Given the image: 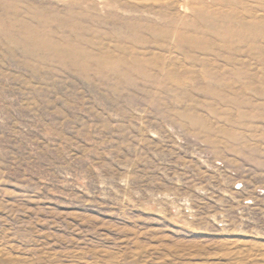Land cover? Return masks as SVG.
Segmentation results:
<instances>
[{
  "label": "rangeland",
  "instance_id": "1",
  "mask_svg": "<svg viewBox=\"0 0 264 264\" xmlns=\"http://www.w3.org/2000/svg\"><path fill=\"white\" fill-rule=\"evenodd\" d=\"M0 264H264V0H0Z\"/></svg>",
  "mask_w": 264,
  "mask_h": 264
},
{
  "label": "bare ground",
  "instance_id": "2",
  "mask_svg": "<svg viewBox=\"0 0 264 264\" xmlns=\"http://www.w3.org/2000/svg\"><path fill=\"white\" fill-rule=\"evenodd\" d=\"M235 21H237V20H235ZM235 21H234V23H235ZM229 25H231V24H229ZM229 25H228V26H229ZM232 25H233V24H232ZM200 31H201V30H200ZM200 31H199V32H200ZM202 32H203V31H202ZM187 33H188V32H187Z\"/></svg>",
  "mask_w": 264,
  "mask_h": 264
}]
</instances>
